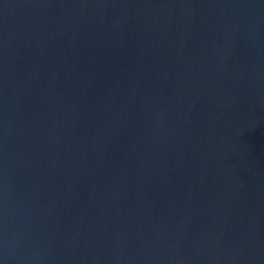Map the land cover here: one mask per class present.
<instances>
[{"label":"water","instance_id":"obj_1","mask_svg":"<svg viewBox=\"0 0 264 264\" xmlns=\"http://www.w3.org/2000/svg\"><path fill=\"white\" fill-rule=\"evenodd\" d=\"M0 264H264V0H0Z\"/></svg>","mask_w":264,"mask_h":264}]
</instances>
